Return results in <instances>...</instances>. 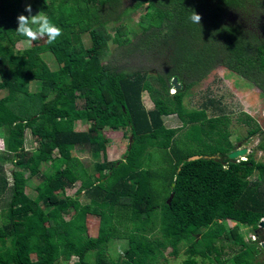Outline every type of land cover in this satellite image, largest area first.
I'll list each match as a JSON object with an SVG mask.
<instances>
[{
  "label": "trees",
  "instance_id": "16d2710c",
  "mask_svg": "<svg viewBox=\"0 0 264 264\" xmlns=\"http://www.w3.org/2000/svg\"><path fill=\"white\" fill-rule=\"evenodd\" d=\"M31 2L63 34L52 45L43 38V43L34 41V46L14 51L16 41L24 40L15 33L16 17L23 8L18 0H0V91H5L0 97L4 145L0 155L10 158L14 167L7 222L0 226V264H55L72 257L77 259L72 264H153L167 249L176 258L181 244L188 245L187 258L181 264H198L196 258L210 255L217 260L221 243L235 252L234 264H257L258 245L263 244L258 232L264 221V164L248 154L244 162L231 165L227 156L236 149L229 141L226 117H208L206 107L188 111L183 103L196 84L218 66L249 82L264 101V35L256 31L259 25L255 21L248 27L241 18L260 8L264 12V2ZM143 7L135 28L121 22L127 10ZM193 10L202 17L200 25L189 20ZM231 13L238 21L226 23L225 17ZM110 24L116 25L113 34L108 30ZM86 35L88 47L83 42ZM110 44L116 47L112 49ZM45 54L53 58L56 69H48L41 58ZM133 55L155 56L160 66L151 72L123 68L112 61ZM173 79L181 89L170 95ZM29 82L40 83V89L31 92ZM143 92L149 94L152 110L143 106ZM170 116L187 128L183 144L175 141L176 130L164 127L163 118ZM44 118L50 119L51 131L37 136V148L26 150V131L36 135L35 122ZM77 121L91 127L76 131ZM106 128L128 129L130 143L122 159L106 158L108 143L101 134ZM256 134L252 130L249 137ZM76 147H88L104 156L94 164L92 173L73 155ZM149 149L164 152L170 170L163 177L166 197L162 202L152 187L158 175L147 168ZM192 157L220 161L224 177L214 178V169L203 159L187 162ZM47 163L51 171L41 172ZM38 175L43 181L35 186L37 195L31 199L25 188ZM253 175L255 182L244 181ZM77 182L76 198L58 197L57 193ZM82 192L89 199L84 205L77 198ZM69 209L74 217L66 220ZM117 209L128 212L133 229L122 237L128 245L124 255L113 260L106 249L121 237L112 222ZM88 214L100 218L95 239L87 236L83 224L82 218ZM227 222L251 228L258 242L249 247L237 227L227 229ZM155 226L161 242L148 236ZM201 230L204 233L198 240Z\"/></svg>",
  "mask_w": 264,
  "mask_h": 264
},
{
  "label": "rangeland",
  "instance_id": "374dc122",
  "mask_svg": "<svg viewBox=\"0 0 264 264\" xmlns=\"http://www.w3.org/2000/svg\"><path fill=\"white\" fill-rule=\"evenodd\" d=\"M260 2H264V0H259ZM20 3L19 6L24 8L25 0H18ZM31 2V0H30ZM129 2H126V7H130ZM32 4V14H36L37 11L33 9L34 4ZM253 10V9H252ZM263 8H260L257 12L252 11L249 16L241 15L243 19L242 22L245 23L246 26L251 27L253 25L252 22H256L258 27L257 32L259 31L264 35V12ZM145 7L138 11H130L127 10L125 16L122 18L121 22H124L129 26V28H135L136 22L139 20L141 15L144 13ZM27 15V13H26ZM229 15V16H228ZM225 17L226 23H235L238 21V18L234 17V14H228ZM252 23V24H251ZM116 25L110 24L108 26V30L111 34L114 32V27ZM133 38V37H130ZM21 41V40H20ZM83 42L85 46H90V41L88 36L83 37ZM37 43H43V39L37 40ZM34 46L33 43L28 45L24 42H18L14 46V51H21L26 48ZM113 48L116 47L114 44H110ZM41 58L44 63H46L48 69L50 71L56 69L57 65L54 62L53 58L48 55H41ZM114 63L123 68L129 69H140L143 68L147 71H151L152 69L159 68L161 61L156 57L149 56H141V55H133L128 58L123 59H112ZM158 64V65H157ZM153 72V71H151ZM40 83L38 82H29L28 90L31 92H36L40 89ZM172 91H175L174 89ZM5 95V91H0V97ZM141 100L143 106L146 110L153 109V103L151 98L147 92H143L141 96ZM184 107L188 111H198L206 107L205 111L208 117H220L225 116L229 121L227 126V132L229 133V141L233 145V147L237 149H246L248 154L251 155L252 159L256 163L264 164V101L260 98V93L257 91L254 86H252L249 82L243 80L242 78L236 76L233 73H230L223 69L222 67H216L211 73L207 75L206 78L199 81L196 86L189 92V96L184 100ZM164 127L166 129H172L177 131V135L175 137V141L178 144H183L185 139L186 129H183V124L177 119L175 116H170L168 118H163ZM35 127H38V133L36 135H32V133L28 130L25 134V149L33 150L38 147L36 138L39 134L47 133L51 131V121L49 118L38 119L35 122ZM91 127V124L83 121H77L74 124V129L76 131H84ZM183 129V130H182ZM252 130H257L258 134L249 137V133ZM1 132V130H0ZM102 136L107 140L106 147V158L108 161H114L122 159L125 151L130 143V133L127 128H120L117 130L105 129L102 131ZM2 141V140H1ZM0 141V153L3 151L2 142ZM207 143L212 144V141H208ZM188 147V146H187ZM195 148V147H194ZM150 150V151H149ZM148 150V158H147V168L153 170L154 173H157L158 179L153 183V192L154 194L160 197L158 202H162L166 197L164 195L165 191V178L169 176L170 170L169 166H167V158L164 152L155 151V149ZM193 150V149H192ZM196 148L194 149V152ZM72 153L74 156L78 157L85 169L92 173L94 169V164L98 161L101 162L104 156L101 153L97 156L90 148L88 147H76L72 149ZM57 153H54L56 156ZM245 158L238 159V162H244ZM3 159V160H2ZM202 160V159H201ZM199 160V161H201ZM207 162V165L211 167L212 174L214 178H222L224 177V165L220 161L214 159L203 158ZM50 165L47 163L42 166L41 172L51 171L49 168ZM13 163L11 159L3 158L0 155V226L5 224L6 221V211L8 208L9 200H10V186L12 184V170ZM256 180V175L245 179L244 181L248 184H252ZM43 181V177L40 175L33 177L30 180V184L27 188H25V193L31 199H34L37 195L35 186ZM6 184L4 190V183ZM80 187V182L75 183V185L71 189H66L64 192L57 193L58 197L70 196L76 198V191ZM172 188V187H171ZM3 190V191H2ZM79 202L84 205L89 202V199L83 195V192L77 197ZM64 218L66 220L74 217V213L72 209H69ZM83 224L86 225L87 228V236L91 239L97 238L98 229L100 226V218L93 215H86L82 218ZM76 222H78L76 220ZM113 225L118 231V234L121 235L120 239H114L109 243L106 249V255L116 260L119 257L124 255V252L127 250L128 245L125 240L122 239L124 235L129 233L133 226L128 222V212L125 210H115L113 213ZM264 223V221H262ZM227 229L232 230L237 227L238 235L244 238V241L250 246L251 243L258 242V238L253 233L251 228L246 226H238V224L233 222H227ZM204 233V230H201L197 235V239H200V236ZM258 234L260 235L263 244L258 245L256 263L264 264V229L260 228ZM149 238L151 241H162L161 234L158 230V226L154 227L152 233H150ZM1 245V244H0ZM8 245V244H7ZM6 245V246H7ZM220 250H218L221 256L218 259H215V255H210L207 258H196L198 264H234L233 256L234 251H231V246L228 247L226 243L220 244ZM263 245V246H262ZM257 247V246H256ZM261 247V248H260ZM187 249L188 245L181 244L178 249V256L176 258L170 255L171 250L167 249L163 251L153 264H181L187 258ZM32 259H35L34 254L31 255ZM76 258L72 257L70 260H59L55 264H72L76 262ZM89 260L94 262V256H90Z\"/></svg>",
  "mask_w": 264,
  "mask_h": 264
},
{
  "label": "clouds",
  "instance_id": "9594fccd",
  "mask_svg": "<svg viewBox=\"0 0 264 264\" xmlns=\"http://www.w3.org/2000/svg\"><path fill=\"white\" fill-rule=\"evenodd\" d=\"M32 12L33 10L30 0H25L23 12L16 17V35L19 37H23L24 42L28 45H31L32 42L43 38H46L47 44H54L57 39L63 34L61 27L54 23L52 18H50L46 13L40 11L36 14H32ZM24 13H27V15H25ZM201 19L202 17L200 14H198L194 10L191 11L189 16V20L191 23L200 25Z\"/></svg>",
  "mask_w": 264,
  "mask_h": 264
},
{
  "label": "water",
  "instance_id": "95a60500",
  "mask_svg": "<svg viewBox=\"0 0 264 264\" xmlns=\"http://www.w3.org/2000/svg\"><path fill=\"white\" fill-rule=\"evenodd\" d=\"M172 87L174 88L175 91H179L181 89V87L178 85V82L176 79H173ZM247 155H248V151L246 149H237L227 156V160L230 162L231 165H235V164H237L238 159L244 158ZM201 159H203V158L192 157V158L188 159L187 162H196V161H199ZM171 200H172V196L169 198L168 203H170ZM259 228L264 229V223L263 222L260 223Z\"/></svg>",
  "mask_w": 264,
  "mask_h": 264
},
{
  "label": "crops",
  "instance_id": "0c3cea01",
  "mask_svg": "<svg viewBox=\"0 0 264 264\" xmlns=\"http://www.w3.org/2000/svg\"><path fill=\"white\" fill-rule=\"evenodd\" d=\"M23 40H18V41H16V43L14 44V46L18 43V42H22ZM85 131V130H84ZM2 139H0V141H1ZM2 142V147H3V149H4V145H3V140L1 141Z\"/></svg>",
  "mask_w": 264,
  "mask_h": 264
},
{
  "label": "built area",
  "instance_id": "2783aa9c",
  "mask_svg": "<svg viewBox=\"0 0 264 264\" xmlns=\"http://www.w3.org/2000/svg\"><path fill=\"white\" fill-rule=\"evenodd\" d=\"M170 94H174V91H170Z\"/></svg>",
  "mask_w": 264,
  "mask_h": 264
}]
</instances>
